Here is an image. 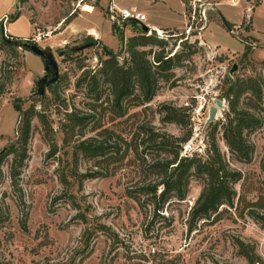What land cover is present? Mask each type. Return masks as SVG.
Listing matches in <instances>:
<instances>
[{"label":"rangeland","instance_id":"rangeland-1","mask_svg":"<svg viewBox=\"0 0 264 264\" xmlns=\"http://www.w3.org/2000/svg\"><path fill=\"white\" fill-rule=\"evenodd\" d=\"M258 1L231 6L229 0H0L5 35L50 48L60 79L43 97L36 96V81L44 74L40 59L0 44V78L5 81L0 97V264H264V110L256 111L258 127L245 133L252 147L249 162L235 159L221 133L228 111L221 95L228 78L264 79V35L252 37L245 18L250 7V19L264 27V0L260 6ZM115 2L120 9L142 13L144 24L158 28L151 27L146 36L158 37L160 30L167 39L162 47L139 48L148 60L154 53L179 58L162 74L167 78L159 77L150 101L136 90L121 109L111 106L98 70L107 59L104 49L122 64L128 58L127 40L142 33L133 22H113ZM13 16L17 20L10 22ZM233 65L236 71L230 74ZM216 99L223 107L210 124L217 125L215 140L229 170L240 172L241 179L232 185L233 205L219 207L189 231V212L203 181L192 175L185 199L170 198L154 215L155 201L143 187L159 181L149 166L165 154L144 148L143 132L171 137L182 145L180 157L195 152L205 160L212 130L206 120ZM15 100L20 112L13 108ZM32 107L43 114L45 128L32 119L27 158L13 179L9 151L16 145L20 115ZM72 115L89 121L83 128L74 126ZM107 134L119 146L116 156L91 158L77 152L75 157L74 147L86 140L100 143Z\"/></svg>","mask_w":264,"mask_h":264},{"label":"trees","instance_id":"trees-1","mask_svg":"<svg viewBox=\"0 0 264 264\" xmlns=\"http://www.w3.org/2000/svg\"><path fill=\"white\" fill-rule=\"evenodd\" d=\"M259 2L260 0L257 5ZM219 17L222 22L224 17L220 13ZM15 20H17V17L13 16L10 22ZM250 22L251 19L249 18L247 24ZM227 24L231 28L228 22ZM246 30L249 29L246 28ZM165 41L167 39L159 38L153 34L146 36L142 33L141 35L130 37L126 43L128 58L122 64H119L116 55L110 50L104 49L107 59L101 63L97 75L101 79L102 84L108 86L112 107L121 109L122 102L129 98L136 90L140 91V95L145 102L150 101L155 96L159 77L167 78V76H163L162 74L171 71L175 62L179 61V58L176 53L172 57L154 53L150 61L147 58V53L139 48L149 44L162 47L165 45ZM0 44L10 50H16L14 46L3 39L1 27ZM248 53V48L245 47L243 57L246 58ZM261 64L264 65V62ZM92 79L95 80L94 76ZM57 85L58 83L51 88L53 89ZM4 92L5 81H2L1 77L0 97ZM221 99L226 100L228 104L225 122L222 124L221 129L222 140L237 161L249 162L252 147L245 140V133L256 129L259 125L256 111L259 109L264 110V79L261 77L258 79L252 77L244 79L236 78L234 80L228 78ZM19 102V100H15L13 103V108L17 112H20ZM35 117L38 118L45 128L43 114L36 113L33 107L20 115V127L17 133L16 145L12 146L9 151V154L13 155V179L16 178L14 176L19 175L27 158V144L30 138L31 122ZM69 120L74 126L83 128L88 123L89 118L88 116L77 117L72 115ZM167 120L177 122L174 118L170 119L168 117ZM209 127L212 130L208 135V150L205 160H201L195 152L189 156L180 157L182 145H180V148L178 143H174L171 140V137L160 135L150 129L143 132L147 141L146 143L142 142V146L144 148L152 146L158 153L165 154L164 157H157L149 166L151 174L156 175L159 181L143 187L145 194L153 197L155 201L154 215L160 212L170 198H175L178 201L185 199L188 181L192 175H196L203 181V189L189 212V231L192 230L193 225L198 221L208 219L217 213L219 207L233 205L234 192L232 185L241 179V173L229 170V164L221 155L214 135L217 125L209 124ZM109 134L100 143H95L92 140L81 142L74 147L75 157H77V152L91 158L105 156L106 154H114L116 156L119 152L116 148L119 146L116 142L110 141L111 137ZM108 136L109 138L107 139ZM181 142L185 143L187 139ZM0 162H2V157H0ZM262 168L264 170V161L262 162ZM159 187L160 191L157 195Z\"/></svg>","mask_w":264,"mask_h":264},{"label":"water","instance_id":"water-1","mask_svg":"<svg viewBox=\"0 0 264 264\" xmlns=\"http://www.w3.org/2000/svg\"><path fill=\"white\" fill-rule=\"evenodd\" d=\"M222 24L228 31H232V29L228 26L227 22L224 19H222ZM137 28L143 34L149 31V27L142 23H137ZM1 35L5 41H7L15 48L28 51L32 55L40 59L43 66L44 74L41 78H39L36 81V87H37L36 96L43 97L45 95L46 89L55 85L59 80L58 64L50 48L42 49L36 44V42L28 39L8 38L5 35L4 26L1 27ZM169 38H173V37H169ZM234 71H236V65H233L232 69L230 70V74H232ZM222 107L223 104L221 100L218 99L214 100L213 106H211L208 111L206 126L216 120L218 109H221Z\"/></svg>","mask_w":264,"mask_h":264},{"label":"built area","instance_id":"built-area-1","mask_svg":"<svg viewBox=\"0 0 264 264\" xmlns=\"http://www.w3.org/2000/svg\"><path fill=\"white\" fill-rule=\"evenodd\" d=\"M199 1V0H197ZM241 1H244V0H229V4L231 6H236L239 2ZM112 10H115L113 13L117 12L118 14V17H115V16H112V20L114 23H116L117 25H122L124 23H128V22H133L137 25V23H142L144 24L145 21H146V18L145 16L142 14V13H136V11L133 9V8H130V9H117L115 7H113ZM246 12H247V15H246V21L249 20L250 18V15H248V13L251 12V8H247L246 9ZM144 25H147V24H144ZM148 26V25H147ZM151 28L149 27V31L148 32H151ZM158 32V37L159 38H163V35L161 32L159 31H156ZM151 34V33H149ZM154 249L151 250L152 253H154Z\"/></svg>","mask_w":264,"mask_h":264},{"label":"crops","instance_id":"crops-1","mask_svg":"<svg viewBox=\"0 0 264 264\" xmlns=\"http://www.w3.org/2000/svg\"><path fill=\"white\" fill-rule=\"evenodd\" d=\"M261 4H263V0H261V2H260V4H259V6L261 5ZM120 4L119 3H117V2H115V4H114V6L113 7H115V8H117V9H120V8H118V6H119ZM258 6V7H259ZM249 8V7H248ZM257 8V7H256ZM255 8V9H256ZM255 9H254V11H255ZM253 11V12H254ZM148 25V27H153V28H155L154 30H157L158 28L157 27H155V26H150L149 24H147ZM152 29V28H151ZM153 30V29H152ZM250 34H251V36L252 37H254V38H256V37H258L257 35L258 34H260V35H264V27H260V26H258V22H257V20L255 19V17H253L252 16V18H251V30H250Z\"/></svg>","mask_w":264,"mask_h":264},{"label":"bare ground","instance_id":"bare-ground-1","mask_svg":"<svg viewBox=\"0 0 264 264\" xmlns=\"http://www.w3.org/2000/svg\"><path fill=\"white\" fill-rule=\"evenodd\" d=\"M160 32V30H158Z\"/></svg>","mask_w":264,"mask_h":264}]
</instances>
